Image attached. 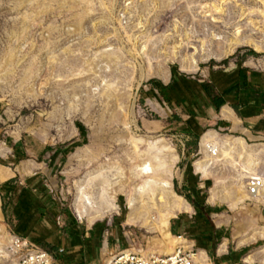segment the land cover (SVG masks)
Instances as JSON below:
<instances>
[{
	"label": "rangeland",
	"instance_id": "374dc122",
	"mask_svg": "<svg viewBox=\"0 0 264 264\" xmlns=\"http://www.w3.org/2000/svg\"><path fill=\"white\" fill-rule=\"evenodd\" d=\"M234 66L264 72V0H0V186L15 174L25 184L41 179L85 225L111 220L119 211L129 244L122 250L162 254L166 244L174 249L188 236L174 221L194 216L192 208L189 213L177 209L180 200L191 206L181 172L191 162L220 186L214 203L233 219L229 230L243 226L255 216L253 199L245 209H232L221 197L230 189L239 201L238 180L247 175L229 163L205 162L199 144L212 129L211 143L231 152L244 170L255 163L263 176L264 159L245 154L233 138L239 137L214 128V116L208 119L204 110L202 138L188 139L185 121L176 120L183 113L148 105L142 91L153 81L168 82L172 69L202 80L209 70ZM209 86L210 96H217ZM79 126L85 130L84 145ZM152 143L168 148L157 174L170 171L172 190L134 193L137 205L143 200L142 215L129 227L128 196L143 182L137 179V155ZM76 144L82 145L49 167V148ZM15 157L39 165L17 164ZM113 201L116 207L110 206ZM93 208L97 212L84 211ZM12 213L10 207L4 214L0 194V264L19 260L11 244L17 236ZM188 243L181 245L192 247Z\"/></svg>",
	"mask_w": 264,
	"mask_h": 264
},
{
	"label": "crops",
	"instance_id": "0c3cea01",
	"mask_svg": "<svg viewBox=\"0 0 264 264\" xmlns=\"http://www.w3.org/2000/svg\"><path fill=\"white\" fill-rule=\"evenodd\" d=\"M240 69L250 70L254 74L253 76L251 73L248 74V83L251 84L252 88L251 92H243L240 96V98L249 104L246 109H240L244 117H239L230 105L225 106L219 112L215 111L211 105L210 107H203V110L208 113L206 117H209L210 120L214 116V128L220 131H226L232 135L235 134V136L239 137H233L237 145L245 154L252 155L254 160L257 161L264 159V144L249 146L246 142L264 141V72L243 66H234L228 69L209 70L207 76L203 77L199 82L209 89V85L213 86L216 92L215 94L217 95L215 97L210 96L213 100L233 88L239 79L238 71ZM171 80L168 82L163 80L157 81V87L160 88L161 85L167 87L170 85ZM142 91L148 105L156 102L157 106L162 110H164L163 107H167L168 110L183 113V108L180 106L179 100L175 98L172 101L171 108L173 109H171L170 106L159 99V92L152 85L148 84ZM210 94L212 93L210 92ZM181 119L186 122L189 118H185L183 114ZM198 124L200 129L205 131V126L200 122ZM211 130L209 129L206 132L208 134L204 136L202 142L199 144L201 152L205 151L207 155L205 162L210 165L214 163H229L233 165L235 170L242 169L247 175V177L238 180L242 191L241 199L239 201L234 200L229 189L227 194L221 197V202L228 204L232 209L239 207L245 209L247 207V200L253 199L247 194L246 180L249 177H259L261 175L255 168V163H252L250 171H246L240 163L235 161L231 152H222L217 145L211 143L214 137V131ZM188 139L191 138L188 137ZM210 146H216L218 151L228 157V159L225 160L224 158L214 156V153L209 151ZM71 147L57 150L51 148L52 151L47 152V154H51L49 167L52 168L63 160L65 158L64 152L67 154ZM22 153H19V155H23ZM163 153L156 154V176H158L157 172L164 168L162 165L163 159L161 158ZM187 155H189L188 152L185 156ZM189 158L190 156H188ZM15 159V163L17 164L23 163L26 165L31 162H28V159H18L17 157ZM173 161H175V158H173ZM31 163L36 166L39 165L35 162ZM34 169L37 168L35 167ZM201 170V165L196 168V164H192L191 162L182 166V177L185 179L183 186L186 188L188 197L199 201L202 196L205 198L206 205L218 209V211L211 213V225L204 227V225L202 226L201 220L198 221L196 219L197 210L195 209V205L191 203V207L185 200H180L182 203L177 205V209L181 211L178 212L189 213L192 208L194 210V216L177 217L174 221L178 229H182V231H186L188 234L185 240L181 238L176 245L189 242L188 244L192 248L200 252L202 259H208L207 264H264V192L252 200L254 202L253 210L255 216L252 219L249 218L244 221L243 226L238 223L236 229L231 231L229 230V226H231L233 219L223 215L219 205L214 203L218 200L217 192L220 186L216 182L213 186L212 180L209 179L210 177H204ZM169 176L170 171L166 170L164 174L160 173L157 180L155 179L157 187L154 186V189L156 192L172 190V185L167 180ZM200 176L204 179L200 178ZM16 177L17 175L15 174L7 182L17 179ZM161 182H167L169 186L163 187L161 186ZM10 188L15 190L11 200V207L13 208V230L15 235L50 251L55 255L60 264H106L109 258L118 250L129 249V244H125L124 242L126 237L121 232L123 222L120 221L119 211H116L117 213H115V216L111 220L102 222L95 221L92 224L89 221L85 225L83 220H80L75 213L63 208V205L57 201L52 191L48 189L41 179H36L34 182H32V178L27 179V184L16 182ZM208 191L211 192L209 199ZM47 193H49V199L51 196L52 200L46 201L45 194ZM33 201H37L36 207L32 206L31 203ZM115 202L113 201L110 206L116 207L114 205ZM141 203L142 201H139V205L136 202L130 204L128 201L130 212L128 218H126L127 226L133 227L128 224L133 223L134 217L142 215V211L140 210L142 207ZM84 211L88 213L97 212L94 208L85 209ZM147 223H150L149 219H147ZM132 250L136 249L132 248ZM161 253L165 254L163 250Z\"/></svg>",
	"mask_w": 264,
	"mask_h": 264
},
{
	"label": "trees",
	"instance_id": "16d2710c",
	"mask_svg": "<svg viewBox=\"0 0 264 264\" xmlns=\"http://www.w3.org/2000/svg\"><path fill=\"white\" fill-rule=\"evenodd\" d=\"M241 67V66H239ZM253 76L254 74L250 70H239L238 76L239 79L236 81L235 85L232 89L227 92L221 94L219 97L215 99H211L210 97V89L207 88L204 84L200 83L199 80L188 79L185 76L179 74L175 69H172V80L169 86L164 87L163 85L160 88L157 87L158 82L153 81L149 83L154 87V89L159 92V99L162 100L165 104L172 107V101L176 98L179 100L180 106L183 108V114L186 115L189 119L184 122V133L187 137L193 139L194 141H198L201 135H203V130L200 129L198 124L199 118L203 117V107H211L219 112L222 108L227 105L236 112L239 117H244V114L241 113L240 109H246L248 107V103L244 101V99L240 98L243 92L249 93L251 92V84L248 83V74ZM234 98V99H233ZM204 104V106H203ZM173 109V108H171ZM177 122L183 123L181 118H176ZM81 131V135L83 138V145L85 144V130L83 126H79ZM209 129H206L207 132ZM79 145V146H76ZM72 146L67 154L73 152L76 147H80V144H76ZM191 144H188L190 146ZM193 145V144H192ZM16 153H22L20 150L15 149ZM52 149L49 148L47 152H51ZM17 180H13L10 182H6L0 186V194L3 199V212L5 215H8V210L11 207V200L15 193V190L10 187L15 184ZM197 192L196 190H193ZM46 201L52 200L51 196L49 199V193L45 194ZM190 203L195 205V209L197 210L196 219L201 220L202 226L204 227L211 225L210 215L213 212H217L218 209H214L205 204V198L200 197L199 201L193 200L190 197H187ZM33 207L37 206V201H33L31 203ZM18 216V215H17ZM20 217V216H18Z\"/></svg>",
	"mask_w": 264,
	"mask_h": 264
},
{
	"label": "built area",
	"instance_id": "2783aa9c",
	"mask_svg": "<svg viewBox=\"0 0 264 264\" xmlns=\"http://www.w3.org/2000/svg\"><path fill=\"white\" fill-rule=\"evenodd\" d=\"M247 193L252 198L264 190V177L252 178L247 182ZM12 250L19 254L18 264H60L53 253L47 251L27 239L14 236ZM264 255V249H263ZM198 250L184 246H176L169 254H146L119 250L106 264H207Z\"/></svg>",
	"mask_w": 264,
	"mask_h": 264
},
{
	"label": "bare ground",
	"instance_id": "6f19581e",
	"mask_svg": "<svg viewBox=\"0 0 264 264\" xmlns=\"http://www.w3.org/2000/svg\"><path fill=\"white\" fill-rule=\"evenodd\" d=\"M193 64H195V62H193ZM166 151L168 152V148L161 147L160 143H152V145L149 148V151H147L141 155L140 154L137 155L138 164L135 166V169L138 170V172H139L137 179H141L143 182L141 184L137 183L134 185L131 194H129V196H128V201L130 204H132L135 201V200H133L134 193L136 195H138L139 197H143L144 194H146V193L149 195H152V196L156 195L157 192L154 189L155 188L154 186L157 187L156 182H155L156 181L155 180V178H156L155 177L156 176V166H157L156 154H160V153L166 152ZM209 151L214 153V156H216L218 158H224L225 160L228 159V157L224 156L220 151H218L216 146H210ZM261 177H264V176L261 175L259 177H249L248 180H250L252 178H261ZM161 186L168 187L169 185L167 182H161ZM246 188H247V186H246ZM262 192H264V190ZM262 192H260L259 195ZM259 195L254 197V198L252 197V198L256 199L257 197H259ZM139 201L143 202V200H139ZM88 203L90 204V202H87V204ZM12 238H13L12 239V243H13L15 237L12 236ZM173 247H174V245L172 243L166 244L162 250H163V252H165V254H169L172 252ZM129 251H134V250L130 249ZM153 254H155V253H153Z\"/></svg>",
	"mask_w": 264,
	"mask_h": 264
}]
</instances>
